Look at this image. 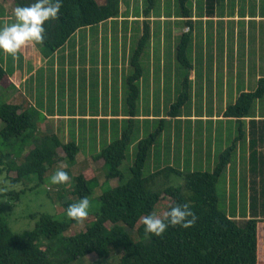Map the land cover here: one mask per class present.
<instances>
[{
	"label": "crops",
	"instance_id": "0c3cea01",
	"mask_svg": "<svg viewBox=\"0 0 264 264\" xmlns=\"http://www.w3.org/2000/svg\"><path fill=\"white\" fill-rule=\"evenodd\" d=\"M12 1L0 0V27L15 20ZM176 1L153 0L146 13L143 5L138 11L135 9V0H120L118 17L78 29L48 57L36 44L25 45L15 57L0 52V64L6 71L0 82V104L15 105L18 113L30 112L34 136L54 135L62 144H77L82 138L87 142L98 140L103 134L107 137L115 126L121 134L122 120L129 114V109L128 113L122 111V80L125 74L130 75L127 72L133 71L130 56L143 35L144 23L148 26L149 39L139 58L141 73L137 81L139 97L134 120L156 114L139 111L145 104L144 97L164 99L169 91L170 98L174 97L177 46L183 35H191L187 52L191 64L192 106L189 113L181 111L180 116L168 119L191 118L206 124L201 123V140L188 142L183 137L178 147L175 142L172 149L167 150L173 158L178 155L191 163L205 164L210 158L215 166L212 158L216 157L217 144L222 142L225 150L229 138L238 142L244 131L245 165L236 166L235 173L242 170L247 173L250 197L264 179V108L260 107V99H256L254 113L241 121L226 117L225 111L241 92L254 91L258 79L264 75L261 63L264 0H214L212 14H207L206 0H188L189 16L176 8ZM72 38L74 41L70 43ZM251 75L254 76L252 82ZM198 106L201 113H197ZM153 151L156 155V150ZM242 151L239 148L237 155L242 156ZM232 167L230 161L225 171L228 169L229 173ZM255 180L259 183L257 186ZM256 210L261 218L259 211L264 209Z\"/></svg>",
	"mask_w": 264,
	"mask_h": 264
},
{
	"label": "trees",
	"instance_id": "16d2710c",
	"mask_svg": "<svg viewBox=\"0 0 264 264\" xmlns=\"http://www.w3.org/2000/svg\"><path fill=\"white\" fill-rule=\"evenodd\" d=\"M187 1L178 0L181 13L189 16ZM12 2L16 7L27 5L32 0ZM148 4L144 9L146 13L152 7L153 0H148ZM206 8L207 14H212L214 0H206ZM119 14L120 0H61L57 17L44 22L43 40L36 45L42 54L48 57L63 46L78 29L98 25L118 17ZM144 25L143 35L130 56L133 71L127 77L129 92L126 102L129 114L124 119L128 127L122 130L118 139L93 156V161H100L101 167L105 169L106 181L123 178L119 167L127 157L134 130L131 123L137 117V81L141 73L139 58L149 39L148 26L146 23ZM190 41V35H183L177 46L178 62L188 72L182 81L181 92L166 114L167 118L180 116L181 108L191 97V64L187 54ZM5 76L6 71L0 64V82ZM263 96L264 75L258 79L254 91L239 94L236 102L227 107L225 116L235 117L237 121L251 117V107L256 99ZM18 109L15 105L0 104V121L3 122L0 136L6 140L30 139L35 134L32 114L28 111L18 113ZM166 117L158 120L159 127L153 133L138 141L136 158L130 167L131 178L115 187L102 189L98 197L100 206L94 211V219L85 230L66 234L76 221L69 218L60 220L43 213L37 215L35 227L22 236L11 229L0 210V264H70L91 254L101 261L108 259L115 250L122 251L116 264H259L258 224L264 222V217H258L256 209L260 198V208L264 209V179H261L263 187L260 195L250 194L251 216L243 225L217 206L216 184L231 161L237 139L220 154L211 172L183 173L172 166H166L149 176L143 175L146 159L157 137L163 132ZM254 147L255 142L252 141V148ZM78 151L75 142L62 144L56 136L46 135L39 139L22 162L18 163L16 159H12L5 164L4 169L16 172V176L11 180L13 183L20 182L22 178L32 174H37L39 179L43 180L49 167L66 161L68 168L64 171L69 176L68 169L76 161ZM3 157H0V165L3 163ZM90 171L86 169L72 177L70 191L74 199L63 201L65 211L68 205L78 202L82 197L89 201L98 183L97 176ZM166 172L183 176V184L177 187L153 188L152 185L156 186V181ZM10 193L6 195L9 196ZM163 194L170 198L166 212L170 205L187 203L195 220L189 227L169 226L159 236L146 234L142 219L147 215L155 216L154 206ZM261 212L264 214V210L259 211L260 214ZM134 229L138 239H134L128 231Z\"/></svg>",
	"mask_w": 264,
	"mask_h": 264
},
{
	"label": "rangeland",
	"instance_id": "374dc122",
	"mask_svg": "<svg viewBox=\"0 0 264 264\" xmlns=\"http://www.w3.org/2000/svg\"><path fill=\"white\" fill-rule=\"evenodd\" d=\"M8 2V0H6ZM143 5L144 8L148 7V0H135V9L138 11L139 6ZM176 8L180 11V6L178 0L176 1ZM115 29L113 37L116 36ZM191 36V35H190ZM74 41V38L70 40V43ZM113 43H115V38H113ZM135 49V48H134ZM133 49V50H134ZM188 54V52H187ZM189 56V54H188ZM261 63L264 67V46L261 51ZM176 66V93L173 98H170L171 92H167L164 94V99H150L144 97L143 108L139 111L143 113H149L150 111L154 112V116L149 118L150 116H145L143 120H134L131 124L134 128L137 127L139 130L135 129L132 133L131 144L128 148L127 157L123 160L120 165V170L123 173L122 179H109L106 181L105 179V169L101 167L100 161L97 163L93 161V156L100 152L101 149L106 147L112 141L118 139L120 137V132L115 128L110 132L109 136H105L104 134L98 140H92L87 142L86 139L82 138L78 140V148L81 151L82 155L76 156V161L73 165L69 167V176H67V180L63 183L52 184L49 181L51 175L58 169L66 170L68 168L66 161H62L59 164L53 165L47 169L44 174V179L40 180L37 174H32L27 177L22 178L20 182L13 183L11 180L16 176L15 171H8L4 169L6 163L11 162L12 159H16L17 162H22L27 155V153L35 147V144L39 142L41 137L33 136L30 139H4L0 136V157H3V163L0 165V210L6 218L7 223L11 227V229L15 233H19L22 236L26 235L30 232L36 224L37 217L40 214L46 213L53 215L55 218L63 220L68 218L65 213L63 206V201L74 199V196L71 193L72 186V177L77 175L86 169L91 170L93 174L97 176L98 183L94 187L92 195L89 197V208L88 214L81 221L73 224L70 229L66 232V234H72L76 232H80L86 229V226L90 223L91 220L94 219V211L99 208V195L103 191L102 189L115 187L121 183H125L128 181L132 174L130 172V167L133 166L136 154H137V144L139 138L148 137L151 133H153L159 127V119L165 118L166 114L171 106L174 103L181 92V81L184 78L187 69H185L178 61L175 62ZM131 74L132 72H127ZM128 74H125L124 80H122V88H123V96H122V111L123 113H128V105L126 102L127 95L129 92L128 82H127ZM254 76H250V81L252 82ZM71 83V82H70ZM251 85V83H250ZM119 86V84H117ZM50 83V88H51ZM264 97V96H263ZM258 98L260 107L264 108V98ZM143 101V99H142ZM255 103V102H254ZM153 104V108L151 105ZM164 109H162V107ZM192 106V101H187L183 107L181 108L182 112L189 113ZM255 105L250 109V113L253 114L255 110ZM197 113H201V109L199 106L196 108ZM164 114V115H163ZM147 115V114H144ZM200 115V114H198ZM186 117H190V115H185ZM200 118V117H197ZM202 125L206 124V122H202L200 120H193L191 118H186L183 121L170 120L166 117V121L163 124V132L157 137L151 152L146 159L143 175L149 176L153 172L164 168L169 165H173L175 169L181 170L183 173H188L190 171H208L211 172L214 168V162L208 158L205 164H202L199 161L191 163L188 160H184L182 157L176 155L175 158L172 157V153L167 149H172L173 145L178 147L179 143L183 141V137L187 139V141L198 142L202 139ZM208 125H211L208 122ZM3 127V122L0 121V128ZM128 127V123L126 120H122V130ZM246 130V129H244ZM108 132V130H106ZM244 132V131H243ZM241 133L243 138H240L239 141L235 144V150L232 151L231 155V165L232 169L228 172L224 171L216 184V194L218 198L217 206L221 211H225L227 214L231 215L235 220L238 221L240 225H243L244 221H246L250 216L249 210V181L246 178V172L244 170L238 171L235 173V167L238 165H245V154L243 150V144L246 139V133ZM40 136V135H37ZM101 142V143H100ZM234 143L232 138H229L227 141V147L231 146ZM242 151V156L237 155L239 152V148ZM166 151L164 152V150ZM156 150V155H154V151ZM224 151L222 148V142H219L216 146V157L212 158L215 163L217 162L220 154ZM62 154V151H60ZM183 160V162L181 161ZM173 163V164H172ZM241 163V164H240ZM213 167V168H212ZM237 175L239 178H237ZM156 186H153L155 189L163 188L165 186H181L183 184V176H178L175 174H169L166 172L156 181ZM259 183L255 180V186ZM236 185H238L236 187ZM262 185V183H261ZM256 187V195H260L258 192L262 188V186ZM259 190V191H258ZM13 191V193H10ZM10 193L9 196L6 194ZM15 193H18L16 195ZM13 194V195H11ZM11 195V196H10ZM15 195V196H14ZM239 199L236 201V199ZM170 198L163 194L156 205L154 206L153 213L157 218H163L166 213V208L169 203ZM261 200L259 201L258 208L261 207ZM38 215V216H37ZM264 217V214L261 212L260 214ZM134 239H138V235L136 230H128ZM259 231V248H258V258L259 264H263L264 261V222L260 223L258 226ZM122 251L115 250L112 252L111 256L108 259L99 261L96 255L91 254L86 256L85 258L78 259L76 261L71 262L70 264H116Z\"/></svg>",
	"mask_w": 264,
	"mask_h": 264
},
{
	"label": "clouds",
	"instance_id": "9594fccd",
	"mask_svg": "<svg viewBox=\"0 0 264 264\" xmlns=\"http://www.w3.org/2000/svg\"><path fill=\"white\" fill-rule=\"evenodd\" d=\"M60 5L61 0H32L27 5L14 7L12 9L14 22L0 27V52L15 57L25 45L40 44L43 40L44 22L57 17ZM66 180L67 173L60 169L49 178L52 184L63 183ZM88 208V199L82 197L78 202L68 205L65 215L79 222L87 216ZM194 220L191 209L184 203L170 205L163 218L147 215L143 217L142 224L146 234L159 236L169 226L189 227Z\"/></svg>",
	"mask_w": 264,
	"mask_h": 264
}]
</instances>
